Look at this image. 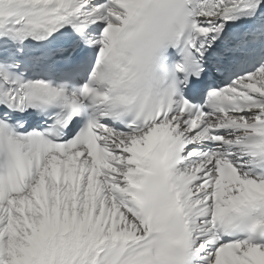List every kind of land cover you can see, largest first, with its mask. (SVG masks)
Returning a JSON list of instances; mask_svg holds the SVG:
<instances>
[{
    "label": "snow or ice",
    "instance_id": "6c2138e0",
    "mask_svg": "<svg viewBox=\"0 0 264 264\" xmlns=\"http://www.w3.org/2000/svg\"><path fill=\"white\" fill-rule=\"evenodd\" d=\"M0 264H264V0H0Z\"/></svg>",
    "mask_w": 264,
    "mask_h": 264
}]
</instances>
